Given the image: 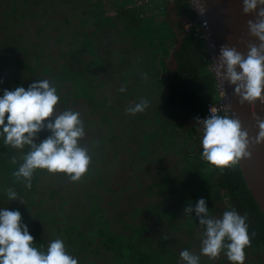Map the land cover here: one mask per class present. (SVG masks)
<instances>
[{"label": "rangeland", "instance_id": "obj_1", "mask_svg": "<svg viewBox=\"0 0 264 264\" xmlns=\"http://www.w3.org/2000/svg\"><path fill=\"white\" fill-rule=\"evenodd\" d=\"M141 1L0 0V95L48 79L60 96L57 110L80 113L81 143L92 156L81 180L38 169L28 189L13 175L28 147L13 149L0 139V208L20 211L38 250L60 238L78 264H118L116 258L127 264V241L142 264H182L184 249L200 264H233L223 254H201L204 229L194 211L185 212L200 198L213 218L229 207L210 185L212 169L191 154L201 131L169 120L162 109L166 0ZM136 6L132 20L124 11ZM72 65L86 80L65 70ZM143 99L144 112L128 111ZM50 135L44 129L35 142ZM10 188L17 199H8ZM244 264H264V250Z\"/></svg>", "mask_w": 264, "mask_h": 264}, {"label": "clouds", "instance_id": "obj_2", "mask_svg": "<svg viewBox=\"0 0 264 264\" xmlns=\"http://www.w3.org/2000/svg\"><path fill=\"white\" fill-rule=\"evenodd\" d=\"M242 10L246 15L255 14L256 19L248 20L247 28L259 44L250 43L246 55L234 47L221 48L219 69L224 70L223 79L236 86L241 104H264V0H242ZM119 91L126 89L121 87ZM59 100L57 88L48 79L32 83L27 90L16 86L0 95V139L13 149L28 147L23 162L13 173L28 189L38 169L49 174L63 173L72 182L81 180L89 171L92 156L81 143L86 135L84 122L78 111L59 112ZM148 106L149 101L143 99L128 111L142 113ZM256 126L254 143H264V119L256 118ZM201 127V158L210 165L222 169L250 155L252 141L240 120L212 114L201 122ZM44 129L51 135L35 142ZM7 197L15 200L17 192L10 188ZM193 211L204 229L201 254L215 259L223 253L233 264H244L245 248L250 245L247 217L229 208L220 218H213L204 198L196 202L194 209H185L186 213ZM180 258L182 264H200V256L187 249L180 252ZM0 264H78V259L69 254L60 238L52 240L46 251L38 250L27 225L22 223L20 211L6 207L0 208Z\"/></svg>", "mask_w": 264, "mask_h": 264}, {"label": "trees", "instance_id": "obj_3", "mask_svg": "<svg viewBox=\"0 0 264 264\" xmlns=\"http://www.w3.org/2000/svg\"><path fill=\"white\" fill-rule=\"evenodd\" d=\"M139 8L140 6L129 8L124 11V14L133 20V15ZM120 15L121 13L118 14ZM162 15L170 34L167 60L164 66L167 73L162 109L169 120L189 125L196 130L199 129L201 141L203 136L201 122L211 116L207 112V104L215 99L216 93V78L214 72L210 71L212 61L207 42L203 37L194 35L195 14L186 0H166ZM186 25H189V31L185 30ZM74 54L76 56L77 52L75 51ZM77 63L80 65L82 61ZM67 69L75 70V67L67 66L65 70ZM76 69L73 72L77 71L82 75V67L79 66ZM64 74L66 75L65 72ZM82 79L86 80V77L82 75ZM200 141L192 146L191 154L196 160L205 162L212 169L213 176L210 185L220 197H223L226 205L247 217L250 245L245 248V256L257 255L259 249L264 250V215L250 195L238 163L230 164L222 169L210 165L201 158ZM125 244H128V250L132 252L130 262L127 264H142L135 261L138 254L134 249L137 247L131 246L128 241ZM117 248V246L112 247V250L116 251ZM118 249L121 253L123 252V248ZM138 252L143 253L141 250ZM115 261L121 264L117 258Z\"/></svg>", "mask_w": 264, "mask_h": 264}, {"label": "water", "instance_id": "obj_4", "mask_svg": "<svg viewBox=\"0 0 264 264\" xmlns=\"http://www.w3.org/2000/svg\"><path fill=\"white\" fill-rule=\"evenodd\" d=\"M202 4L210 45L228 96L230 116L240 120L242 128L247 130L252 141L248 149L250 155L237 163L250 195L264 215V143H254L258 134L256 118L264 119V104L259 101L241 104L240 97L235 92L236 86L223 79L224 70L219 69L221 48L234 47L246 55L250 43L259 44L258 40L250 36L247 28L248 20H255L256 16L243 13L242 0H202Z\"/></svg>", "mask_w": 264, "mask_h": 264}, {"label": "built area", "instance_id": "obj_5", "mask_svg": "<svg viewBox=\"0 0 264 264\" xmlns=\"http://www.w3.org/2000/svg\"><path fill=\"white\" fill-rule=\"evenodd\" d=\"M186 1L190 5V7L192 8V11L195 14L196 28L194 30V35L203 37L206 40L207 49L210 55L214 56V54L212 53L213 51L211 52L209 49V44H210L209 43L210 42L209 30H208L207 21L205 19V13H204L202 0H186ZM185 30L189 31V25L185 26ZM214 58L211 57L210 59L214 60ZM215 78H216V93H218L220 100L217 101L214 99L212 102H209L207 104V112L209 115L223 114V115L230 116L229 107H228V96L226 93L225 85L222 80L221 81L219 80L217 73L215 74ZM212 109L215 110L214 113H212Z\"/></svg>", "mask_w": 264, "mask_h": 264}, {"label": "bare ground", "instance_id": "obj_6", "mask_svg": "<svg viewBox=\"0 0 264 264\" xmlns=\"http://www.w3.org/2000/svg\"><path fill=\"white\" fill-rule=\"evenodd\" d=\"M209 43H210V42H209ZM209 49H210L211 52L213 51V48H212V46H211L210 44H209ZM212 53H213V52H212ZM212 57L214 58L213 55H212ZM214 61L216 62V58H214ZM215 69H216L217 76L219 77V80L221 81L222 78H221V76H220V73H219L218 68H217L216 65H215Z\"/></svg>", "mask_w": 264, "mask_h": 264}]
</instances>
